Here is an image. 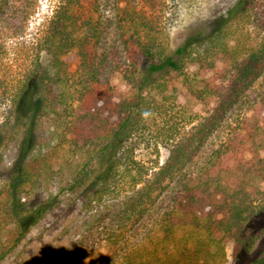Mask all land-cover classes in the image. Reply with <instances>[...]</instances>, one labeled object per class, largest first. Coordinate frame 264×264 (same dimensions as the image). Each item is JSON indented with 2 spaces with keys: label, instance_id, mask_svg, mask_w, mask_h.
Wrapping results in <instances>:
<instances>
[{
  "label": "trees",
  "instance_id": "1",
  "mask_svg": "<svg viewBox=\"0 0 264 264\" xmlns=\"http://www.w3.org/2000/svg\"><path fill=\"white\" fill-rule=\"evenodd\" d=\"M40 1L0 0V11L20 2L19 16L29 27L39 14ZM49 2L52 15L35 38L37 59L23 76L13 79L12 109L26 137L11 187L20 181L22 189L37 190L43 184L41 167L54 166L53 159H45L48 149L66 154L72 150L73 155L58 163L61 167L68 161L70 168L59 181V191L33 207L27 222L37 223L69 196L77 197L73 201L83 196V208L93 209L124 190L123 224L108 236L114 254L105 264H264V143L249 147L239 163L225 168L227 156L238 148L235 137L246 131L235 135L231 130L225 143L216 144L229 116L240 107L249 109L253 104L254 108L258 95L264 113V35L257 37L252 29L262 0H238L195 28L186 42L167 49L158 47L153 38L145 41L136 19L126 17L131 33L124 45L137 48L132 91L112 107L98 109L99 115L94 112L97 96L92 98L95 107L79 110L74 104L76 95L64 57L77 50L87 80L98 82L103 23L93 14L85 15L83 0ZM6 56L3 40L0 78ZM193 64L211 75L191 81L187 71ZM176 76L182 82L184 78L196 98H217L218 106L191 128L192 119L183 127H168L169 156L159 168L149 167L136 155L132 141L149 96L156 105V98L170 91L169 79ZM245 116V122L252 118ZM258 128L264 133V123H258ZM219 167L240 177L233 183ZM13 212L21 227L0 250V263L27 233L22 212ZM226 235L235 243L231 257ZM74 264L100 263L93 257L90 263Z\"/></svg>",
  "mask_w": 264,
  "mask_h": 264
},
{
  "label": "rangeland",
  "instance_id": "2",
  "mask_svg": "<svg viewBox=\"0 0 264 264\" xmlns=\"http://www.w3.org/2000/svg\"><path fill=\"white\" fill-rule=\"evenodd\" d=\"M49 1H40L39 14L32 19L29 27L23 24L19 16L20 2H13L14 8L10 10L0 11V43L4 40L7 45L6 66H1V73L5 74L0 78V250L8 245V241L16 238L21 227L13 216L14 209L22 212L23 227L27 229L25 237L0 264L90 263L93 257L98 263L105 264L114 254V248L108 244V236L123 224V203L126 199L123 196L124 190L113 194L106 202L93 209L83 208V196L78 201H73L76 196H69L37 223L27 222L33 207H37L51 194H56L60 189L61 177L69 172L68 161L62 162L61 167L58 163L63 157L73 155L72 150L66 154L52 148L47 150L45 159H53L54 166L41 167L44 182L37 186V190H31L29 186H23L22 189L18 186L20 181L17 182L16 188L11 187L26 137V130L16 120V113L12 109V91L16 85L13 79L23 76L31 67V62L37 59L35 38L37 39L39 29L46 22V18L52 15ZM237 1L83 0L82 10L85 15L93 14L95 19L99 18L103 23V39L98 44L102 71L99 81L91 83L82 70L81 56L77 50L64 57L68 65L71 90L76 95L74 104L80 107L79 110L84 109L86 105L95 107L92 98L97 96L94 112L99 115L101 111L98 109L105 105L110 108L131 93L136 59L133 52L137 48L132 44L124 45L125 36L131 33L124 21L126 17L136 19L146 37L145 41L153 38L158 47L174 48L190 39L195 28L205 25L210 18L222 14ZM255 15L257 22L252 24V29L255 35L260 37L264 35V0L261 7L256 8ZM257 24L259 26L255 28ZM187 74L189 79L195 82L209 77L211 72L205 73V70L199 69L198 64H193ZM168 84L170 91L164 96H158L156 105L152 95L149 96L144 108L147 112L141 116L132 141L136 155L149 167L156 165L159 168L169 156L167 146L170 142L166 136L168 127L174 125L180 128L192 119L194 123L188 126L191 128L218 106L217 98H196L184 83V78L182 82L181 77H173L169 79ZM262 101V96L258 95L254 108L251 106L253 104L249 105V109L248 106L237 108L229 116L226 127L216 135V144L220 145L225 143L229 131L232 130L235 135L246 131L235 137L234 145L238 148L229 153L223 168L239 163L249 147L264 143V133L258 131V123H264ZM245 115L252 117L251 120L245 122ZM220 169L219 167L218 170ZM222 176L229 177L233 183L240 177L239 173L230 175L225 171ZM234 246V240L226 235L225 247L229 257Z\"/></svg>",
  "mask_w": 264,
  "mask_h": 264
},
{
  "label": "clouds",
  "instance_id": "3",
  "mask_svg": "<svg viewBox=\"0 0 264 264\" xmlns=\"http://www.w3.org/2000/svg\"><path fill=\"white\" fill-rule=\"evenodd\" d=\"M145 115H147V113H145Z\"/></svg>",
  "mask_w": 264,
  "mask_h": 264
}]
</instances>
